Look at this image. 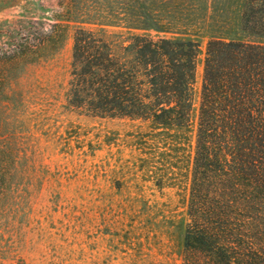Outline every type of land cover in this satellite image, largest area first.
<instances>
[{
    "label": "rangeland",
    "instance_id": "374dc122",
    "mask_svg": "<svg viewBox=\"0 0 264 264\" xmlns=\"http://www.w3.org/2000/svg\"><path fill=\"white\" fill-rule=\"evenodd\" d=\"M61 2L0 0V264H181L193 134L70 108L74 26L58 51L15 50L32 53ZM174 7L200 44L195 106L209 36L242 38L236 0Z\"/></svg>",
    "mask_w": 264,
    "mask_h": 264
},
{
    "label": "trees",
    "instance_id": "16d2710c",
    "mask_svg": "<svg viewBox=\"0 0 264 264\" xmlns=\"http://www.w3.org/2000/svg\"><path fill=\"white\" fill-rule=\"evenodd\" d=\"M176 1L63 0L32 53L15 50L58 51L72 24L70 108L193 134L181 264H264V0H236L242 38L209 36L195 106L200 44Z\"/></svg>",
    "mask_w": 264,
    "mask_h": 264
}]
</instances>
